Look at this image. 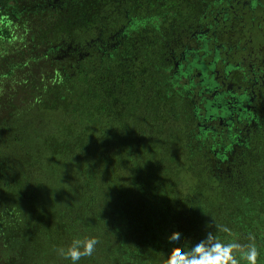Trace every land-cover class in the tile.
Listing matches in <instances>:
<instances>
[{"label":"trees","instance_id":"trees-1","mask_svg":"<svg viewBox=\"0 0 264 264\" xmlns=\"http://www.w3.org/2000/svg\"><path fill=\"white\" fill-rule=\"evenodd\" d=\"M212 1L0 0V264L92 238L78 264H166L208 234L264 264V137L205 129L169 73Z\"/></svg>","mask_w":264,"mask_h":264},{"label":"flooded vegetation","instance_id":"flooded-vegetation-1","mask_svg":"<svg viewBox=\"0 0 264 264\" xmlns=\"http://www.w3.org/2000/svg\"><path fill=\"white\" fill-rule=\"evenodd\" d=\"M170 44L169 73L198 124L234 144L264 137V0H213Z\"/></svg>","mask_w":264,"mask_h":264},{"label":"clouds","instance_id":"clouds-1","mask_svg":"<svg viewBox=\"0 0 264 264\" xmlns=\"http://www.w3.org/2000/svg\"><path fill=\"white\" fill-rule=\"evenodd\" d=\"M169 241L176 245L178 242L184 241V238L180 233H172L169 236ZM97 243L98 241L95 238L87 241L75 239L66 249L63 247L57 248L56 252L61 258L70 260L71 264H78L81 257L93 255ZM232 247L233 245L212 244L209 241L208 234L205 239L192 245L187 252L180 247H174L166 264H225L229 259ZM255 255L256 250L254 248L246 253L247 259L253 261V264ZM232 264H236V261L233 260Z\"/></svg>","mask_w":264,"mask_h":264}]
</instances>
